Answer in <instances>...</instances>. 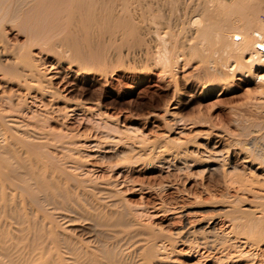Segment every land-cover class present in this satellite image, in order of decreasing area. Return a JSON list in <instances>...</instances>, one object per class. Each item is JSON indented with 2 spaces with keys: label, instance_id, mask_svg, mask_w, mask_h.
I'll return each instance as SVG.
<instances>
[{
  "label": "bare ground",
  "instance_id": "6f19581e",
  "mask_svg": "<svg viewBox=\"0 0 264 264\" xmlns=\"http://www.w3.org/2000/svg\"><path fill=\"white\" fill-rule=\"evenodd\" d=\"M259 13L264 16V0H0V264H118L113 242H130L134 233L141 234L137 233L140 227L129 223V208H124L121 200L112 199L120 191H115L112 184L101 187L87 179L89 171L80 173L82 166L72 156L82 144L70 141V133L61 126L56 132L50 125L63 122L78 110L93 113L99 122L105 113L93 103L57 106L60 91L51 85V77L41 71L44 64L32 58L29 48L40 45L46 49L51 39L59 37L54 44L61 48L62 57L57 60L71 68L77 66L76 75L83 71L106 74L104 66L109 59L117 58L122 48L125 57H147L164 74L171 73L187 57L196 58L201 88L211 91L220 87L225 92L237 80L236 75L248 78L264 69V19H259ZM7 26L16 31V36L24 34V42L11 44ZM255 77L264 84V75ZM168 116L175 121L173 112ZM101 124L97 122V128L116 130ZM168 149H157V156L174 160L179 155ZM141 150L135 153L138 159L145 158L139 155ZM132 151L129 147L114 157L129 159ZM207 153L208 161L216 156L214 151ZM161 160L170 162L163 157ZM259 161L263 165L264 159ZM211 167L207 165L206 171L219 173L222 164ZM224 172L242 176L243 183L255 184V175L241 174L234 165ZM260 179L264 183V175ZM253 199L260 204L234 210L240 217L233 219L231 230L241 226L243 231H264V214L255 216L264 206V197ZM234 220L240 224L235 225ZM57 222L88 225L86 237L60 233ZM213 224L211 221L200 233L196 230L192 234L213 238ZM150 232L139 236L145 243L135 242L145 259L154 257L159 247L156 234Z\"/></svg>",
  "mask_w": 264,
  "mask_h": 264
},
{
  "label": "rangeland",
  "instance_id": "374dc122",
  "mask_svg": "<svg viewBox=\"0 0 264 264\" xmlns=\"http://www.w3.org/2000/svg\"><path fill=\"white\" fill-rule=\"evenodd\" d=\"M258 17L263 21V14L259 13ZM6 34L11 44L24 42V34L16 36V31L8 26ZM56 38L48 42L47 50L40 45L29 48L32 58L41 59L40 63L44 64L41 71L51 77V85L60 91L56 105L69 107L80 103L88 106L93 103L107 117H101L99 122L100 118L93 113L78 110L68 114L69 118L63 122L50 123L53 131L57 132L61 126L64 132L70 133V141L82 144L72 156L82 166L80 173L89 171L86 178L101 187L112 184L115 191H120L112 199L124 201L121 205L129 208V218H132L129 223L134 228L142 227L137 233L153 231L157 239L160 238L155 240L156 245H163L162 249L157 247L154 257L145 259L139 254L140 246L135 244L138 241L141 245L145 239L139 241L143 235L139 237L134 233L130 242H113L112 250L116 248L114 255L120 261L117 263L264 264V231H243L241 226V232L240 227L231 230L233 219L240 217L234 210L241 206H257L261 201L253 198L264 197V183L260 181L264 163L259 165V160L264 159V84L255 77L264 75V69L248 78L236 75L237 80L228 91L222 92L220 87L209 91L201 88L200 73L195 69L196 58L190 60L186 56L187 60L180 61L175 70L164 74L161 68L153 67L152 60L147 57L146 60L143 56L142 59L137 57L138 60L125 57L122 48L117 58L109 59L111 61L104 66L106 74L83 71L76 75L77 66L71 68L64 61L58 62L62 51L54 44L59 39ZM45 99L50 100L49 97ZM172 112L177 124L168 116ZM97 122L114 127L116 132L97 128ZM129 147L133 150L128 154L129 159L115 158L116 152ZM162 147H169L168 150L177 151L179 155L174 160L169 156L159 157L156 152ZM140 148L139 155L145 158L135 157ZM149 150L153 151L149 153ZM207 151L216 153L211 161L207 160ZM162 157L170 162H163ZM207 165H212L211 169L219 166L218 175L206 171ZM233 165L241 174L255 175V184L243 183L242 176L224 172ZM255 214H264V206ZM211 221L215 223L213 231L216 233L215 237H210L215 240L213 243L209 237L195 234L199 237L196 238L192 234L196 230L200 233ZM234 222L240 224V221ZM56 224L62 226L57 231L71 238L86 237L88 225ZM190 232L193 237L186 235ZM186 238L188 243H185Z\"/></svg>",
  "mask_w": 264,
  "mask_h": 264
}]
</instances>
